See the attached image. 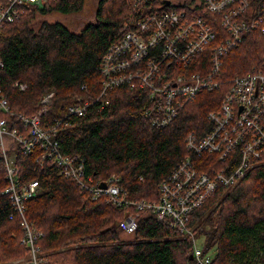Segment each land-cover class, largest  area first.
<instances>
[{
    "label": "trees",
    "instance_id": "trees-1",
    "mask_svg": "<svg viewBox=\"0 0 264 264\" xmlns=\"http://www.w3.org/2000/svg\"><path fill=\"white\" fill-rule=\"evenodd\" d=\"M84 1L50 0L0 28V92L9 111L31 115L42 96L52 92L43 120L49 126L56 124L52 119L60 123V151L79 156L86 175L95 181L117 175L125 197L133 200H157L159 184L189 155L201 171L229 172L237 162L236 153L224 160L211 153L195 157L186 150L184 138L191 131L198 137L209 132L207 114L219 109L231 79L261 64L264 34L248 32L225 55L218 88L199 91L194 100L184 102L172 122L157 129L143 113L147 91L123 85L102 93L99 69L107 48L122 44L119 31L124 22L137 21L160 4L156 0L133 10L134 0H99L94 21L78 33L61 22L37 20L38 16L78 13ZM159 48L150 52L156 54ZM209 50L196 56L189 74L206 72ZM17 82L26 85L24 92L18 84L14 86ZM76 96L80 97L76 100ZM86 101L90 104L82 116H65L68 104ZM38 152L9 154L22 180L39 181L38 194L26 201V216L40 233L38 254L47 264H193L190 236L157 223L151 211H139L136 229L131 235L125 233L123 212L104 197L92 198L74 180L58 176L53 166L39 165L35 162ZM261 154L235 185H218L188 216L186 227L202 241L204 254L211 257L209 264H264V150ZM5 174L0 159V262L28 256L20 242L19 218H9L13 208L2 193L7 185ZM121 232L130 238H122Z\"/></svg>",
    "mask_w": 264,
    "mask_h": 264
},
{
    "label": "built area",
    "instance_id": "built-area-1",
    "mask_svg": "<svg viewBox=\"0 0 264 264\" xmlns=\"http://www.w3.org/2000/svg\"><path fill=\"white\" fill-rule=\"evenodd\" d=\"M48 1L50 0H6L5 5L0 7V25L6 21H17L26 10L30 8L39 10ZM154 1L156 0H135L134 8L138 10ZM128 22L147 26L150 31L149 40L138 47L137 54L127 46L110 45L107 48L100 66L103 77L102 90L116 88L117 84L122 82L130 87L139 86L145 89L149 100L160 101L175 96L187 99L191 96L194 100L199 91L203 89L213 91L218 88L220 84L218 75L225 55L239 46L248 32L259 29L264 34V0H169L168 6L160 4L137 21L129 19ZM211 43L215 44L209 46ZM157 47H160V51L154 56L161 52L179 53L188 69L196 56L208 47L210 50L207 70L204 74L189 72L174 74L168 71L165 77H155L153 69L157 65V60L151 58L150 50ZM17 84L18 89L24 92L26 85L17 82L14 86ZM228 88L229 93L222 97L219 112H210L208 115L213 124L211 131L204 136L205 142L195 150L200 154L204 152L215 154L218 160H224L230 154L237 153L239 163L235 171L230 175H225L224 171H216L213 172L212 180L200 176L192 183L188 182L184 175L170 174L160 183L162 189L159 196L166 206L165 210L158 212L149 203L141 200H135L131 205L136 210L159 213L158 217L168 222L171 228L176 227L183 234L190 236L193 255L196 258L193 260L194 264H209L211 261V257L204 254L203 245L201 247L197 245L200 239L186 227L189 214L202 205V192L205 191L208 198L217 182L234 184L243 176L252 161L259 158L261 148L264 146V54L260 65L253 66L245 74L233 77ZM47 96L52 97L51 94ZM183 106L162 104L154 113H147L145 116L173 121ZM8 110L7 99L0 96V159L5 165L6 180L7 178L10 180L7 174L9 172L14 170V173H20L14 156L9 154L10 151L29 155L39 149L35 162L42 166L49 161H56L60 169L59 173L55 169L56 174L61 177H67L77 171L78 163L81 162L78 156L60 161L57 145L47 144L42 148H36L32 142H28L16 132L18 126H28L30 123L41 125L37 113L34 116L26 115V118L19 115L18 118L22 119V122L15 128H10ZM52 133L58 134V130L52 125L31 129V134L39 137ZM10 174L15 179L13 172ZM109 180L114 183L119 181L115 175ZM27 185L21 201H17L15 196L9 200L15 207L14 214L19 218V225L23 231L20 242L29 255V264H47V260L38 254L37 241L40 233L26 216V201L38 194L39 181L33 179L27 182ZM79 187L83 191H88L92 198L100 196L103 191L100 186H95L94 190L92 187ZM121 225L127 234L133 233L136 228L135 224L131 223Z\"/></svg>",
    "mask_w": 264,
    "mask_h": 264
},
{
    "label": "bare ground",
    "instance_id": "bare-ground-1",
    "mask_svg": "<svg viewBox=\"0 0 264 264\" xmlns=\"http://www.w3.org/2000/svg\"><path fill=\"white\" fill-rule=\"evenodd\" d=\"M157 1H158L159 4H164L165 6H166V2L169 3V0H164V1L163 0H157ZM134 2H135V0H134ZM5 3H6V0H0V7L4 6ZM154 5L155 4H152V6H154ZM144 7H142V8H144ZM134 9L135 8H133V10ZM10 22L11 21H6V22L2 23L0 25V28L2 26H4L5 24L10 23ZM129 25L134 26L135 30H130ZM257 30H259V29H257ZM149 32L150 31H149V28L147 26L135 25V24L129 23L128 21H125L123 26H122V29L119 31V33L123 37V42H122L121 46L130 47L131 50L133 51V53L137 54L138 53V49H139L138 47H140L141 45H144L149 40V37H150V33ZM151 58L153 60H157V65L153 69V74H154L155 77H160V76L165 77L169 73L168 71H171V73H174V74H184L186 72H189V69L183 63L179 53L178 54H169V53H166V52L165 53L161 52L157 56H154V54H152ZM99 71H100V69H99ZM240 75H242V74H240ZM102 79H103V77H102ZM102 79H101V84H102ZM123 85L124 86H128V85H126V84H124L122 82H119L116 87H120V86H123ZM102 91H103L102 93H105V90H102ZM228 93H229V88H227V90L224 92L223 96H226ZM100 95H103V94L100 93ZM0 96L4 97L1 94V92H0ZM100 97L101 96L98 97L100 100L103 99V98H100ZM103 97H104V95H103ZM191 99H192L191 96H188V99L184 98V97L175 96V97H172V98H164V99H162L160 101H153V100L147 99V104H145L144 107H143V113H144V116L147 113L152 114L162 104H170V105H173V106H181V105L184 104V102H186L188 100H191ZM48 101H50L49 97L47 95H43L42 98L39 101L37 111L35 113L31 114V115H28V116H34V114L37 113L36 116L39 118V120L41 122V125L40 124L32 125L30 123V124H28V126H18L16 128V132L19 135H21L23 138H26L28 142H32L36 146V148L37 147L42 148L43 146H45L47 144H55V145H57L58 146V150H57L58 160H60V161L69 160V159H71V158H73V157H75L77 155H67V154L63 153L62 151H60L56 133H52V134H48L46 136H40V137L31 134V129L33 127H40L41 126L43 128H46L47 126H49L48 125L49 122L43 120V115L46 114V112H48L47 111L48 110V107H47L48 105L47 104L49 103ZM73 104H75V105L74 106H70L69 105V107H67V109H65V112H66V113H64L65 116H66V114H69V115H76V116L80 117V116H82L84 114V112L86 110V107L89 105V104L85 105V104H83V102H80V103L76 102V103H73ZM220 104H221V102H220ZM220 104H219V108H220ZM219 110L220 109H218L217 111L212 110L210 112H219ZM8 112H9L8 117H9L10 122H11L10 128H15L19 122H22V119L18 118L19 115H22V116H24V118H26V115H23L21 113H13V112H11L9 110H8ZM210 112H208V114H207V119L210 121L211 129H212L213 124H212L211 120L208 118V115H209ZM11 115H13L15 117L12 118ZM146 118L148 119L149 123H151L150 125L152 127L157 128V129L163 128V127L167 126L170 122H172V121H167L166 119L160 118V117H155L154 118L152 116H148ZM52 120L56 124H54V125L51 124V125L54 127V129H58V126H59L60 123L58 124V120L57 121L55 119H52ZM211 129L209 130V132L211 131ZM209 132H207L205 135H207ZM204 142H205V137L204 136L198 137L197 134L194 131L189 132L184 138V146H185L186 150L188 152H190L195 157L201 155L199 152H197L195 150V148L199 147ZM263 148L264 147L261 148V153H263V150H264ZM204 153H207V152H204ZM261 153H260L259 158H257L254 161H252L250 166L244 171L243 176H245V174L249 171V169L260 159V157L262 155ZM236 155H237V153H236ZM78 158L81 159L79 156H78ZM192 158L193 157L190 156V155L182 158L174 166V168L171 170L170 174H173V175H184V176H186L188 178V182H190V183L194 182L200 176H201V178H205L207 180H212L214 178L213 172L224 171L225 175H230V174H232L235 171V169L237 168V165L239 163L238 156H237V162H236L235 166L229 172L225 171L224 169H219V170L212 169L210 173H207L205 171H201L200 169H198L197 164L194 162V160ZM48 164L50 166H53L55 169H57L58 173L60 172V169L58 168V165H57L56 161H49ZM192 164H194V166L196 168ZM11 172H13V176H15V179L12 178V175L10 174ZM11 172L7 173L11 181L7 178V180H6L7 181V185L3 189L2 193H4V195H6L9 199L12 196H15L17 201H21L23 196H24L25 189L28 187L27 182H29L31 179L22 180V178L20 176L21 174L19 172L14 173V170L11 171ZM112 175H115V174H112ZM115 176L118 177L117 175H115ZM63 178L74 180L78 187L79 186H87V187H92L93 190L95 189V186L99 187L100 184L102 183L101 181H97L96 183H93L94 181H93L92 177L86 175L85 169H84V161L82 159H81V162L78 163L77 171L74 174H71V175H69L67 177H63ZM108 179L106 181H103V182H105L106 185L103 188V191H102L100 197H104L105 198L104 201L106 203H108V204L111 203L110 205H113L115 208H117V210H128L130 208L131 209V210L129 209L130 212H128V214L123 219V222H121V224L131 223V224H135V226H136L135 218H137L136 216L138 215L139 211H142V210H136V209H133L131 207V205H132L133 201H135V199L133 200V199H130L129 197H125L126 196L125 192H124L123 188L119 185V181H120L119 177H118V179H119L118 183L111 182V180L108 181ZM13 180H15V182H12ZM237 181H239V179ZM81 182H83V183L80 184ZM235 183L226 185V184H222L220 182H217L216 183V187H215L213 192H215V190L217 189L218 185H222V186H225V187H231V186L235 185ZM158 189H159V194H160L161 189H162V186H160V184L158 186ZM93 190L91 191V193H93ZM206 198H207V194H206L205 191H203L202 195H201V203H204L206 201L205 200ZM138 200H141L142 202L149 203L152 206V208L157 210L158 212H162L163 210H165V207H166L165 204L163 203V201H161L159 195H158L157 200H147L145 198L137 199V201ZM12 208H13V212L9 214L10 220H11V218L14 219L13 215L15 216V214H14L15 207L12 206ZM178 211L181 212L180 210H178ZM152 214L154 215L155 221L157 223H160V224L161 223H166L170 227V224L168 222L163 221V219H160L158 217L159 213H156V214L152 213ZM121 228L124 231V228L122 226H121ZM171 229L178 230L179 232H181L176 227H172ZM190 256H192V259H190ZM190 256H189L190 260L193 261V260L196 259V258H194V255H193V249H192V254ZM28 261H29V255H28ZM193 264H194V261H193Z\"/></svg>",
    "mask_w": 264,
    "mask_h": 264
},
{
    "label": "rangeland",
    "instance_id": "rangeland-1",
    "mask_svg": "<svg viewBox=\"0 0 264 264\" xmlns=\"http://www.w3.org/2000/svg\"><path fill=\"white\" fill-rule=\"evenodd\" d=\"M99 0H85L84 1V5L83 8L80 12L78 13H71V14H67V15H61V14H53L50 16H46V17H42L40 18L39 16L37 17V20H43L45 19L48 22H61L63 23L68 30L72 31V32H76L78 33L86 24L93 22L95 19V13H96V9H97V3ZM36 20V21H37ZM130 26V25H129ZM130 30H131V26H130ZM47 94H51L53 96V93H47ZM45 94V95H47ZM80 96H76V100L79 98ZM50 98V97H49ZM50 100V99H49ZM49 102V101H48ZM74 103V102H73ZM70 103L66 106L67 107L70 106H74L75 104ZM38 104L39 101L37 102V104L35 105V107L38 109ZM49 104V103H48ZM47 104V105H48ZM83 104H90V102L88 103V101L83 102ZM48 107V106H47ZM231 156V154L229 155ZM93 183H96L97 181H95L93 179ZM108 199V198H107ZM105 200V198H104ZM111 204V203H110ZM117 209V208H116ZM117 211H121L124 213L123 219L126 217V215L128 214V212H130V210H117ZM123 219L121 222H123ZM123 231V230H122ZM122 238H130L129 236H123L122 232L120 233ZM131 235V234H130ZM197 245L199 247H201L202 245V241H199L197 243Z\"/></svg>",
    "mask_w": 264,
    "mask_h": 264
},
{
    "label": "crops",
    "instance_id": "crops-1",
    "mask_svg": "<svg viewBox=\"0 0 264 264\" xmlns=\"http://www.w3.org/2000/svg\"><path fill=\"white\" fill-rule=\"evenodd\" d=\"M0 264H29L28 256L23 257L21 259L7 261V262H0Z\"/></svg>",
    "mask_w": 264,
    "mask_h": 264
},
{
    "label": "water",
    "instance_id": "water-1",
    "mask_svg": "<svg viewBox=\"0 0 264 264\" xmlns=\"http://www.w3.org/2000/svg\"><path fill=\"white\" fill-rule=\"evenodd\" d=\"M169 5V3L168 2H166V6H168ZM105 182H102L101 184H100V187L101 188H104L105 187ZM190 259H192V256H190Z\"/></svg>",
    "mask_w": 264,
    "mask_h": 264
}]
</instances>
